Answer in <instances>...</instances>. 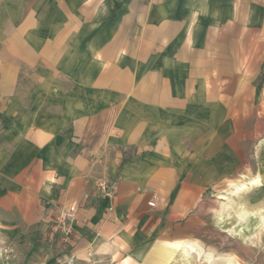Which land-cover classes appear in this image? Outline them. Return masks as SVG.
I'll use <instances>...</instances> for the list:
<instances>
[{
    "label": "crops",
    "instance_id": "0c3cea01",
    "mask_svg": "<svg viewBox=\"0 0 264 264\" xmlns=\"http://www.w3.org/2000/svg\"><path fill=\"white\" fill-rule=\"evenodd\" d=\"M263 212L264 0H0V264H187Z\"/></svg>",
    "mask_w": 264,
    "mask_h": 264
},
{
    "label": "rangeland",
    "instance_id": "374dc122",
    "mask_svg": "<svg viewBox=\"0 0 264 264\" xmlns=\"http://www.w3.org/2000/svg\"><path fill=\"white\" fill-rule=\"evenodd\" d=\"M225 187H218L219 194L224 195V199L226 200L228 193L227 190L223 191ZM248 188L247 186L243 189ZM236 191V197L244 193V190ZM249 193V189L245 191ZM236 219H238V215L244 210L243 202H236ZM227 203L225 202V211L227 210ZM255 206L250 208V210H254ZM249 210V209H248ZM262 216V232L252 233L248 237H244L240 233L231 234L227 236L223 234L219 230H214L213 232H209L208 234H204V239L206 240V248H210L214 246V253L205 252L198 244L192 242H186L192 244L196 252H192L187 258H183L184 262L187 264H260L262 262L264 264V212L261 214ZM226 217V216H225ZM252 225L253 227L259 224V219L252 217ZM197 247V248H196ZM201 250V255H204L205 258L196 260L195 256L192 254ZM208 254H211L216 259L213 262L208 261ZM230 254L231 262H228V256ZM199 256V257H200ZM207 256V257H206ZM188 259V260H187Z\"/></svg>",
    "mask_w": 264,
    "mask_h": 264
},
{
    "label": "built area",
    "instance_id": "2783aa9c",
    "mask_svg": "<svg viewBox=\"0 0 264 264\" xmlns=\"http://www.w3.org/2000/svg\"><path fill=\"white\" fill-rule=\"evenodd\" d=\"M96 190L98 196L106 201L108 211L113 210L112 199L116 192V186L114 183H110L104 178H100L96 183ZM153 204L152 202L150 203ZM77 208L75 205H66L58 208L53 225L52 232L58 235L64 243H69L72 239L73 221ZM74 256L59 260L56 264H73Z\"/></svg>",
    "mask_w": 264,
    "mask_h": 264
},
{
    "label": "bare ground",
    "instance_id": "6f19581e",
    "mask_svg": "<svg viewBox=\"0 0 264 264\" xmlns=\"http://www.w3.org/2000/svg\"><path fill=\"white\" fill-rule=\"evenodd\" d=\"M254 182H258L257 180L256 181H254ZM246 187V185H242V186H237L236 187V191H238V190H241V189H243V188H245ZM235 190V189H234ZM198 247H199V245H198ZM197 248V247H196ZM196 252V249H195V247L192 245V244H190V243H184V246H183V250H182V256H183V258H187L192 252ZM197 255L198 256H200L201 255V250H198L197 251ZM207 257V256H206ZM208 261L211 263L213 260H215L216 258L214 257V256H212L211 254H208ZM188 260V259H187Z\"/></svg>",
    "mask_w": 264,
    "mask_h": 264
}]
</instances>
